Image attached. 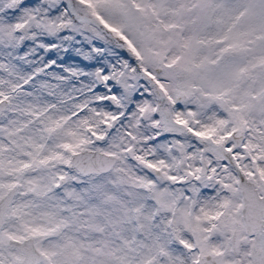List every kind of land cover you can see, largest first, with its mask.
<instances>
[{"label": "snow or ice", "instance_id": "snow-or-ice-1", "mask_svg": "<svg viewBox=\"0 0 264 264\" xmlns=\"http://www.w3.org/2000/svg\"><path fill=\"white\" fill-rule=\"evenodd\" d=\"M0 264H264V0H0Z\"/></svg>", "mask_w": 264, "mask_h": 264}]
</instances>
